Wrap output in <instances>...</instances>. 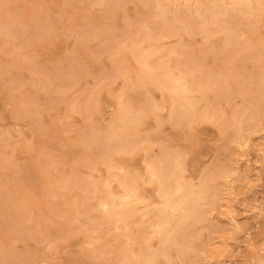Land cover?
Masks as SVG:
<instances>
[{
	"label": "rangeland",
	"instance_id": "rangeland-1",
	"mask_svg": "<svg viewBox=\"0 0 264 264\" xmlns=\"http://www.w3.org/2000/svg\"><path fill=\"white\" fill-rule=\"evenodd\" d=\"M229 1L0 0V264H264V1Z\"/></svg>",
	"mask_w": 264,
	"mask_h": 264
},
{
	"label": "bare ground",
	"instance_id": "bare-ground-1",
	"mask_svg": "<svg viewBox=\"0 0 264 264\" xmlns=\"http://www.w3.org/2000/svg\"><path fill=\"white\" fill-rule=\"evenodd\" d=\"M222 1H223V0H222ZM230 1H231V0H230ZM230 1H229V2H230ZM257 1H258V0H256V2H257ZM262 1H264V0H262ZM217 2H218V0H217ZM256 2H255V3H256ZM258 2H260V1H258ZM258 2H257V3H258ZM105 3H106V2H105ZM230 3H231V2H230ZM232 3H233V2H232ZM263 3H264V2H263ZM218 4H219V3H218ZM220 4L223 5L224 3H221V2H220ZM243 4H244V3H243ZM245 4H246V3H245ZM182 5H183V4H182ZM230 5H231V4H230ZM247 5L249 6V4H247ZM250 5H251V3H250ZM255 5H256V4H255ZM257 5H258V7L260 6V4H257ZM257 5H256V6H257ZM213 6H214V5H213ZM231 6H233V5H231ZM231 6H230L229 8H231ZM234 6H235V5H234ZM256 6H255V7H256ZM223 7H224V6H223ZM236 7H237L238 9H240V5H239V6H236ZM227 8H228V7H227ZM229 8H228V9H229ZM232 8H233V9H232ZM232 8H231V9L234 10V12H235V9H236V8H234V7H232ZM243 8H247V7H245V6H244V7H241V9H243ZM259 8H260V7H259ZM189 9H190V8H189ZM231 9H230V10H231ZM263 9H264V8H263ZM230 10H229V11H230ZM232 10H231V11H232ZM236 10H237V9H236ZM255 10H256V8H255ZM194 11H195V10H194ZM223 11L226 12V10H223ZM237 11H238V10H237ZM241 11H243V10H241ZM241 11H240V12H241ZM247 11H248V9H247ZM249 11H250V10H249ZM257 11H258V10H257ZM203 12H204V11H203ZM212 12H213V11H212ZM214 12H215V11H214ZM252 12H253V11H252ZM252 12L250 11V13H251V14H249L250 16L252 15ZM263 12H264V11H263ZM228 13H229V12H228ZM228 13H227V14H228ZM230 13H231V12H230ZM232 13H233V11H232ZM246 13H247V12H246ZM259 13H260V12H259ZM197 14H198V13H197ZM215 14H217V13H215ZM234 14H235V13H234ZM238 14H239V12H238ZM159 15H160V14H159ZM239 15H241V14H239ZM250 16H249V17H250ZM174 17H175V16H174ZM202 17H204V16H202ZM214 17H215V16H214ZM251 17H252V16H251ZM259 17H260V16H259ZM259 17H258V18H259ZM161 18H162V16H161ZM161 18H160V19H161ZM215 18H216V17H215ZM178 19H179V18H178ZM178 19H177V20H178ZM161 20H162V19H161ZM175 20H176V18H175ZM200 20L202 21L201 18H200ZM255 20H256V19H255ZM169 21H170V20H169ZM180 21H181V20H180ZM209 21H210V20H209ZM211 21H212V20H211ZM256 21H257V20H256ZM257 22H258V21H257ZM161 23H162V22H161ZM223 23H224V22H223ZM254 23H256V22H254ZM169 24H170V23H169ZM259 24H260V23H259ZM162 25H163V24H162ZM182 25H184V24H182ZM201 25H202V24H201ZM204 25H205V24H204ZM178 26H179V25H178ZM217 27H218V26H217ZM7 28H8V27H7ZM154 28H155V27H154ZM181 28H182V27H181ZM201 28H202V26H201ZM227 28H228V27H227ZM184 29H186V28H184ZM217 29H218V28H217ZM254 29H255V28H253V30H254ZM179 30H180V29H179ZM201 30H202V29H201ZM220 30H221V29H220ZM227 30H228V29H225V31H227ZM146 31H147V30H146ZM148 31H149V30H148ZM163 31H164V33H165V30H163ZM163 31H162V33H163ZM166 31H167V30H166ZM186 31H187V30H186ZM204 31H205V30H204ZM214 31H215V30H214ZM214 31H213V32H214ZM254 31H255V30H254ZM7 32H8V31H7ZM149 32H150V31H149ZM149 32H148V33H149ZM172 32H173V31H172ZM206 33H209V32L207 31ZM226 33H227V35H231L230 32H229V34H228V32H226ZM150 34H151V33H150ZM165 34H166V33H165ZM210 34L212 35V33H210ZM1 35H2V34H1ZM155 35H156V34H155ZM227 35H225V37H226ZM5 36H6V35H5ZM153 36H154V35H152V37H153ZM159 36H160V35H159ZM159 36H158V37H159ZM161 36H162V34H161ZM166 36L168 37L169 35L166 34ZM10 37H11V36H10ZM158 37H157V38H158ZM232 37H233V36H232ZM241 37H243V36H241ZM241 37H240V38H241ZM161 38L164 39V37H161ZM161 38L159 37L160 40H161ZM226 38H227V37H226ZM235 38L237 39V37H235ZM235 38H234V39H235ZM240 38H239V39H240ZM13 39H14V38H13ZM153 39H154V38H153ZM208 39H209V38H208ZM228 39H229V36H228ZM234 39H232V40H234ZM247 39H248V38H247ZM100 40H101V39H100ZM164 40H165V39H164ZM164 40H163V41H164ZM230 40H231V38H230ZM240 40H241V39H240ZM245 40H246V39H245ZM153 41H154V40H153ZM137 42H139V41H137ZM225 42H227V41H225ZM229 42H230V41H229ZM247 42H249V41H247ZM247 42H245V43L247 44ZM262 43H263V42H262ZM248 44H249V43H248ZM260 44H261V43H260ZM263 44H264V43H263ZM164 47H165V46H164ZM249 48H250V47H249ZM241 50H244V49H241ZM171 52H172V51H171ZM171 52L168 53V54H171ZM173 52H174V51H173ZM141 53H143V52H141ZM141 53H138V54H141ZM163 53H164V52H163ZM165 53H167V52H165ZM165 53H164V54H165ZM143 54H144V53H143ZM176 54H177V53H176ZM72 55H73V54H72ZM161 55H162V54H161ZM174 55H175V54H174ZM174 55H173V56H174ZM23 56H24V55H23ZM141 56H142V55H141ZM163 58H164V57H163ZM157 59H158V58H157ZM161 59H162V57H161ZM151 60H152V59H151ZM171 60H172V59H171ZM152 61H153V60H152ZM160 61H161V60H160ZM153 62H155V61H153ZM156 62H157V61H156ZM208 62H209V61H208ZM167 63H168V62H167ZM152 64H154V63H152ZM171 64H172V63H171ZM220 64H221V63H220ZM173 66H174V65H173ZM154 68H156V67H154ZM22 69H23V68H22ZM170 69H171V68H170ZM182 69H183V68H182ZM184 69H186V68H184ZM184 69L182 70V73L186 71V70L184 71ZM155 70H156V69H155ZM175 70H177V69H175ZM263 71H264V70H263ZM186 72H187V71H186ZM192 72H193V70H192ZM192 72L190 71V73H192ZM194 72H195V71H194ZM194 72H193V73H194ZM188 73H189V72H188ZM184 74H185V73H184ZM187 75H188V74H187ZM190 75H192V74H190ZM120 76H122V75H120ZM120 76H119V77H120ZM192 76H193V75H192ZM192 76H190V77H192ZM194 76H195V75H194ZM175 77H176V76H175ZM175 77H174V78H175ZM183 77H184V76H183ZM185 78H186V77H185ZM192 78H193V77H192ZM192 78H191V80H192ZM159 79H160V78H159ZM180 79H181V78H180ZM183 79H184V78H183ZM193 79H194V78H193ZM127 81L129 82V80H127ZM127 81H126V82H127ZM188 81L190 82V79H188ZM221 81H222V80H221ZM17 82H18V81H17ZM60 83H61V82H60ZM166 83H167V82H166ZM173 83H175V82H173ZM139 84H140V83H139ZM186 85H188V84H186ZM189 85H190V84H189ZM191 85H192V84H191ZM193 87H194V86H193ZM155 88H156V87H155ZM174 88H175V87H174ZM178 88H180V89L182 90V92L184 91V93H186L187 91H189L188 88H190V86H188V87H184V85L180 82V80H178ZM191 89H192V87H191ZM193 89H194V88H193ZM206 90H207V89H206ZM206 90H205V91H206ZM191 91H192V90H191ZM194 91H195V90H194ZM91 92H93V91H91ZM174 92H175V91H174ZM189 93H190V92H189ZM193 93H194V92H193ZM190 94H192V93H190ZM195 94H196V91H195ZM172 96H174V95H172ZM226 96H227V95H226ZM191 99H192V98H191ZM187 100H188V99H187ZM187 100H186V101H187ZM189 101H190V100H188V102H189ZM191 101H192V100H191ZM118 102H119V101H118ZM122 102H123V101H122ZM230 102H231V101H230ZM150 103H151V102H150ZM189 103H190V102H189ZM195 103H196V102H195ZM226 103H227V102H226ZM176 105H177V104H176ZM187 105H188V104H187ZM187 105H186V106H187ZM150 106H153V105H150ZM150 106H149V107H150ZM155 106L157 107L158 105H155ZM155 106H154V107H155ZM177 106H178V105H177ZM177 106H176V107H177ZM186 106H185V107H186ZM158 107H159V106H158ZM158 107H157V108H158ZM178 107H179V109H180V106H178ZM178 107H177V108H178ZM192 107L195 108V106H193L192 103L189 104V105L187 106L186 112H187V111H191V109H193ZM206 107H207V106H206ZM209 107H210V106H209ZM151 109H153V108L151 107ZM215 109H216V108H215ZM145 110H146V109H145ZM176 110H177V109L175 108V111H176ZM125 111H126V110H125ZM125 111H124V113H125ZM146 111H147V110H146ZM149 111H150V108H149ZM151 111H153V110H151ZM151 111H150V113H151ZM170 111H171V110H170ZM175 111H173V113H176ZM178 111H179V110H178ZM203 111H204V110H203ZM207 111H208V110H206V112H205V111H204V112L207 113ZM126 112H127V111H126ZM180 112H181V113L183 112V114H184L185 111L181 108ZM186 112H185V114H186ZM208 112H209V111H208ZM178 113H179V112H178ZM209 113H212V111H210ZM214 113H215V112H214ZM214 113H213V114H214ZM129 114H130V113H129ZM142 114H143V112L141 111V115H142ZM191 114H192V113H191ZM130 115H132L131 118H130V120H131L132 117H133V115H134L133 112H132V114H130ZM130 115H129V116H130ZM135 115H136V113H135ZM138 115H139V113H138ZM171 115H172V114H171ZM187 115H188V114H187ZM189 115H190V114H189ZM189 115H188V116H189ZM192 115H193V114H192ZM210 115H211V114H210ZM214 115L216 116V114H214ZM168 116H170V113H169V115H167V118H168ZM178 116H179V115H177V117H178ZM180 116H181V115H180ZM180 116H179V117H180ZM203 116H204V115H203ZM219 116H220V115H219ZM136 117H138V116L136 115L135 118H136ZM139 117H140V115H139ZM139 117H138L137 119L144 118V117H140V118H139ZM175 117H176V116H175ZM192 117L194 118V116H192ZM205 117H206V116H205ZM133 118H134V117H133ZM173 118H174V117H173ZM189 118H190V116H189ZM210 118H211V116H210ZM212 118H213V117H212ZM212 118H211V119H212ZM127 119H128V118H127ZM176 119H177V118H176ZM183 119H184V118H183ZM185 119H186V115H185ZM198 119H199V118H198ZM211 119H210V121H211ZM222 119H223V118H222ZM222 119H221V120H222ZM243 119H244V118H243ZM133 120H135V119H132V120H131V121H132V122H131L132 124H133ZM154 120H155V119H154ZM180 120H181V119H180ZM180 120H179V121H180ZM187 120H188V119H187ZM189 120H190V119H189ZM193 120H194V119H193ZM199 120H201V119H199ZM212 120H213V119H212ZM221 120L219 119L220 122L218 121L220 124H221ZM115 121H116V120H115ZM120 121H121V120H120ZM126 121H127V120H126ZM136 121H137V120H136ZM136 121H135V122H136ZM174 121H176V120H174ZM179 121H178V123H180ZM190 121H192V119H191ZM196 121H197V120H196ZM225 121H226V119H225ZM135 122H134V124H135ZM137 122H138V121H137ZM154 122H155V121H154ZM157 122H159V121L157 120ZM182 122H183V121H182ZM192 122H193V121H192ZM192 122H191V123H192ZM194 122H195V121H194ZM200 122H201V121H200ZM235 122H236V121H235ZM121 123H122V121H121ZM128 123H129V122H128ZM128 123H126V124L123 123V124L126 126ZM139 123H140V122H139ZM173 123H174V122H173ZM207 123H208V122H207ZM233 123H234V120H233ZM119 124H120V123H119ZM132 124H130V125H132ZM160 124H161V122H160ZM214 124H215V123H214ZM220 124H219V125H220ZM225 124H226V122H225ZM227 124H228V122H227ZM115 125H117V124L115 123ZM157 125H158V124H157ZM122 126H123V125H120V127H122ZM134 126H136V125H134ZM134 126H133V127H134ZM221 126H222V124H221ZM221 126H219V127H221ZM229 126H230V125H229ZM229 126H228V127H229ZM231 126H232V125H231ZM115 127H116V126H115ZM130 127H131V126H130ZM219 127H218V128H219ZM117 128H118V127H117ZM124 128H125V127H124ZM126 128H127V126H126ZM131 128H132V127H131ZM127 129H128V128H127ZM129 129H130V128H129ZM118 130H119V129H118ZM120 130H122V129H120ZM120 130H119V131H120ZM163 130H164V129H163ZM40 131H41V130H40ZM123 131H124V130H123ZM120 132H121V131H120ZM127 132H129V130H128ZM157 132H158V131H157ZM116 133H118V132H116ZM124 133H125V132H124ZM124 133H123V134H124ZM148 133H149V132H148ZM121 134H122V133H120V135H121ZM145 134H146V132H145ZM150 134H151V133H150ZM155 134H156V133H155ZM118 135H119V134H118ZM148 135H149V134H148ZM226 135H227V134H226ZM121 137L124 138L123 135H122ZM130 137H131V136H130ZM130 137H129V138H130ZM145 137H146V136H145ZM147 137H148V136H147ZM241 137H242V136H241ZM35 138H37V137H35ZM104 138H105V137H104ZM149 138H150V137H149ZM149 138H147V139H149ZM126 139H128V138H126ZM132 139H133V138H132ZM132 139H131V140L129 139V141H132ZM150 139H152V138H150ZM190 139H191V138H190ZM239 139H241V138L239 137ZM106 140L108 141L107 138H106ZM117 140H118V139H117ZM122 140H123V139H122ZM91 141H92V140H91ZM124 141H125V140H124ZM126 141H127V140H126ZM129 141H127V142H129ZM147 141H149V140H147ZM152 141H153V140H152ZM152 141H151V142H152ZM238 141H239V140H238ZM116 142H117V141H116ZM118 142L120 143V142H122V141L119 140ZM138 142H141V141H138ZM145 142H146V141H145ZM153 142H154V141H153ZM241 142H244V143H245L246 141H241ZM122 143H124V142H122ZM129 143H130V142H129ZM113 144H114V143H113ZM136 144H137V142H136ZM138 144H139V143H138ZM144 144H145V143H144ZM147 144H149V143H147ZM147 144H146V146H150V145H151V143H150V145H147ZM245 144H247V143H245ZM116 145H117V144H116ZM120 145H121V144H120ZM122 145H123V144H122ZM129 145H130V144H129ZM132 145H133V144H131V146H130L131 148H133ZM241 145H243V144H241ZM109 146H110L109 148L112 147L111 144H110ZM117 146H118V145H117ZM124 146H126V144H125ZM133 146H134V145H133ZM153 146H154V145H153ZM153 146H152V148H153ZM177 146H178V145H177ZM246 146H247V145H246ZM113 147H114L113 149L116 148L114 145H113ZM134 147H135V146H134ZM141 147H142V146H141ZM118 148L121 149V150L124 149V148H122V146H121V147L119 146ZM136 148H138V147H136ZM136 148H135V149H136ZM241 148H246V147H245V146H244V147L241 146ZM106 149H108V148H106ZM106 149H105V150H106ZM113 149H112V151H113ZM119 149H118V150H119ZM125 149H126V148H125ZM133 149H134V148H133ZM160 149H161V147H160ZM160 149H158V150H159V151L164 150V149H161V150H160ZM118 150H117V151H118ZM106 151H108V150H106ZM127 151L130 152L129 149H128ZM139 151H141V150H139ZM108 152H111V151H108ZM114 152H115V151H114ZM144 152H146V151H144ZM149 152H150V151H149ZM149 152H147V153H149ZM104 153H106V152H104ZM115 153H117V152H115ZM121 153H122V154H121ZM123 153H124L123 151L120 152L121 155H123ZM147 153H146V154H147ZM161 153H162V151H161ZM161 153H160L159 155L164 156L163 153H162V154H161ZM169 153H170V152H169ZM101 154H102V153H101ZM110 154H111V153H110ZM110 154H109V155H110ZM150 154H151V153H150ZM103 155H105V154H103ZM107 155H108V154H107ZM107 155H106L105 158L108 157ZM117 155H119V154H117ZM117 155H116V156H117ZM127 155H128V154H127ZM148 155H149V154H148ZM148 155H145L144 157H146V156H148ZM152 155H153V154H152ZM168 155H169V154H168ZM150 156H151V155H150ZM154 156H155L154 158L156 159L157 155H154ZM174 156H175V155H174ZM176 156H177V154H176ZM177 157H178V156H177ZM102 158H104V157H102ZM91 159H92V158H91ZM91 159H90V160H91ZM95 159H96V158H95ZM146 159H147V157H146ZM146 159L144 158V160H146ZM150 159H151V157H150ZM90 160H89V162H91ZM102 160L104 161V159H102ZM107 160H108V159H107ZM144 160H143V162L145 163ZM153 160H154V159H153ZM158 160H159V158H158ZM163 160H164V158H163ZM93 161H94V158H93ZM95 161H96V160H95ZM99 161H100V158H99ZM99 161H98V162H99ZM148 161H149V160H148ZM151 161H152V160H151ZM151 161L148 162V167L145 166L147 169L150 170V174H151V176H148V178H149V177H151V178H152V177H154V178L156 177V178H158V180H160L161 184L164 183V182H165V179H166V176H168V175H166V171H165L166 169H165V167H164V168L162 167L164 164H163L162 166H160V167L157 165L159 168H156L155 165H154V163H152ZM156 161H157V160H156ZM164 161H166V159H165ZM167 161H168V160H167ZM172 161L174 162V160H172ZM172 161H171V162H172ZM86 162L88 163V161H86ZM108 162H109V161H107V163H108ZM146 162H147V160H146ZM179 162H180V161H179ZM92 163H93V162H92ZM96 163H97V162H96ZM101 163H102V162H101ZM109 163H110V162H109ZM156 163H157V162H156ZM156 163H155V164H156ZM160 163H162V162H160ZM160 163H158V164H160ZM163 163L166 164V163H168V162H163ZM88 164H89V163H88ZM110 164H111V163H110ZM110 164H109V165H110ZM172 164H173V163H172ZM235 164H236V163H235ZM94 165H95V164H94ZM160 165H161V164H160ZM89 166H90V167H89V169H90V168H91V165L89 164ZM92 166H93V165H92ZM101 166H103V164H101ZM106 166H107V164H106ZM165 166H167V164H166ZM176 166H178V165H176ZM86 167H87V166H86ZM93 167H94V166H93ZM93 167H92V168H93ZM114 167H115V166H114ZM180 167H181V166H180ZM180 167H179V168H180ZM107 168H108V167H107ZM111 168H113V167H111ZM118 168H119V167H118ZM172 168H173V166H172ZM181 168H182V167H181ZM87 169H88V168H87ZM103 169H104V168H103ZM116 169H117V168H116ZM116 169H113V170L116 171ZM120 169H121V168H120ZM120 169L117 170V172L120 173V171H121ZM177 169H178V168H177ZM90 170L94 171V170H95V167H94V170H93V169H90ZM108 170L110 171V168H109ZM180 170H181V169H180ZM235 170H237V169H235ZM147 171H148V170H147ZM147 171H146V172H147ZM171 171H172V170H171ZM174 171H175V170H174ZM174 171H173V172H174ZM178 171H179V170H178ZM183 171H184V170H183ZM94 172H95V171H94ZM107 172H108V171H107ZM173 172H172V174H173ZM181 172H182V171H181ZM147 173H148V172H147ZM226 173H227V172H226ZM237 173H238V172H237ZM150 174H149V175H150ZM172 174H171V175H172ZM178 174H179V172H178ZM235 174H236V172H235ZM80 175H81V174H80ZM225 175H226V174H225ZM225 175H224V177H225ZM178 176H179V178H180V175H178ZM229 176H230V175H229ZM129 177H130V176H129ZM169 177H170V175H169ZM230 177H231V176H230ZM141 178H142V177H141ZM151 178H150V179H151ZM172 178H173V177H172ZM172 178H171V179H172ZM176 178H178V177H176ZM179 178H178V179H179ZM116 179H117V178H116ZM146 179H147V178H146ZM174 179H175V178H174ZM178 179H177V180H178ZM180 179H181V178H180ZM226 179H227V178H226ZM90 180H91V179H90ZM90 180H89V181H90ZM110 180H112V178H110ZM117 180H118V179H117ZM122 180H123V179H122ZM133 180H134V179H132V181H133ZM166 180H167V179H166ZM177 180H176V181H177ZM230 180H231V179H230ZM134 181H135V180H134ZM147 181H148V180H147ZM151 181H152V180H151ZM83 182H84V181H83ZM129 182H130V181H129ZM141 182H142V180H141ZM20 183H21V182H20ZM89 183H90V182H89ZM91 183H93V182H91ZM115 183H116V182H115ZM123 183L125 184V182L122 181L121 184H123ZM132 183H134V182H132ZM150 183H151V182H150ZM150 183L147 182V185L150 186ZM152 183H153V182H152ZM152 183H151V184H152ZM157 183H158V182H157ZM165 183H166V182H165ZM169 183H171V181H170ZM103 184H104V183H103ZM112 184H113V183H112ZM112 184H111V183H110V184H104V185H105L104 187L106 188V185H107V188L109 189V188H111V187H110V186L108 187V185H112ZM117 184H118V183H117ZM142 184H143V183H142ZM145 184H146V182H145ZM159 184H160V183H159ZM172 184H174V182H173ZM183 184H185V183H183ZM199 184H200V183H199ZM201 184H202V183H201ZM91 185H92V184H91ZM119 185H120V184H119ZM119 185H118V186H119ZM143 185H144V184H143ZM168 185H171V184H168ZM176 185H177V184H176ZM180 185H181V184H180ZM180 185H179V186H180ZM194 185H195V184H194ZM89 186H90V185H89ZM102 186H103V185H102ZM118 186H117V188H119ZM124 186H125V185H124ZM124 186H123V187H124ZM144 186H145V185H144ZM195 186H196V185H195ZM201 186H202V185H201ZM120 187H122V186H120ZM159 187H160V185H159ZM171 187H172V186H171ZM180 187H182V186H180ZM205 187H206V186H205ZM107 188H106V189H107ZM127 188H128V187H127ZM127 188H124V189H127ZM175 188H176V187H175ZM187 188H188V187H187ZM201 188H202V187H201ZM90 189H91V188H90ZM94 189H95V188H94ZM106 189H105V192H108L109 190L106 191ZM157 189L159 190V188H157ZM199 189H200V188H199ZM92 190H93V189H92ZM92 190H90V191H92ZM122 190H123V189H122ZM128 190H129V189H128ZM130 190H132V189H130ZM179 190H180V189H179ZM181 190H182V189H181ZM231 190H232V189H231ZM135 191H136V190H135ZM170 191H171V190H168V189H165V188H161V189H160L161 196H162V197H165V198L170 197ZM186 191H187V193H188V189H187ZM111 192H112V191H111ZM114 192H115V191H114ZM127 192H128V191H127ZM174 192H175V191H174ZM202 192H204L203 189H202ZM202 192H200V193H202ZM205 192H207V191H205ZM112 193H113V192H112ZM118 193H119V192H118ZM130 193H131V192H130ZM130 193H128V194H130ZM171 193H172V191H171ZM180 193H181V192H180ZM29 194H30V193H29ZM95 194H96V193H95ZM95 194H94V195H95ZM107 194H108V193H107ZM113 194H114V193H113ZM116 194H117V193H116ZM120 194H121V193H120ZM128 194H126V195L128 196ZM156 194H157V193H156ZM156 194H155V195H156ZM185 194H186V192H185ZM193 194H194V193H193ZM198 194H199V193H198ZM205 194H208V193H205ZM90 195H91V194H90ZM171 195H172V194H171ZM186 195H187V194H186ZM189 195H190V193H189ZM189 195H188V196H189ZM191 195H192V194H191ZM196 195H197V193H196ZM92 196H93V195H92ZM108 196H109V195H107V198H109ZM110 196H112V195H110ZM116 196H117V195H116ZM123 196H124V195H123ZM123 196H122V197H123ZM176 196H177V195H176ZM183 196H184V195H183ZM192 196H193V195H192ZM88 197H89V196H88ZM117 197L119 198L120 195L117 196ZM124 197H125V196H124ZM129 197H130V196H129ZM156 197H158V196H156ZM190 197H191V196H190ZM85 198H87V197H85ZM115 198H116V197H115ZM125 198H127V197H125ZM170 198H173V199H174L173 196L170 197ZM170 198H168V199H170ZM182 198H186V197H182ZM199 198H201V197H198V200H199ZM205 198H206V197H205ZM33 199H34V198H33ZM51 199H52V198H51ZM91 199H92V198H91ZM91 199H90V201H91ZM191 199H192V198H191ZM196 199H197V198H196ZM207 199H208V198H207ZM34 200H35V199H34ZM110 200H111V199H110ZM113 200H114V199H113ZM124 200H129V199H121L119 203H123ZM136 200H137V199H136ZM164 200H165V199H164ZM166 200H167V199H166ZM171 200H172V199H171ZM180 200H182V199L180 198ZM184 200H185V199H183V202H184ZM186 200H187V199H186ZM201 200H202V198H201ZM203 200H206V199H203ZM35 201H36V200H35ZM78 201H79V200H78ZM84 201H85V199H84ZM87 201H88V199H87L85 202H87ZM106 201H107V200H106ZM115 201H118V200H115ZM131 201H132V199H131L129 202H131ZM191 201H192V200H191ZM193 201H194V200H193ZM85 202H83V203H85ZM88 202H89V201H88ZM109 202H110V201H109ZM129 202H128V204H129ZM139 202H143V200H142V201L139 200ZM144 202H145V201H144ZM162 202H163V200H162ZM173 202H174V201H173ZM177 202H178V201H177ZM181 202H182V201H181ZM196 202H197V201H196ZM201 202H202V201H201ZM34 203H35V202H34ZM83 203L81 202L82 205H83ZM98 203H99V201H98ZM98 203H97L96 205H98ZM100 203H101V200H100ZM105 203H106V202H105ZM115 203H116V202H115ZM115 203L113 202V204H115ZM136 203H137V202H136ZM168 203H169V201H168ZM171 203H172V202H171ZM175 203H176V202H174V204H175ZM36 204H37V203H36ZM36 204H35V205H36ZM85 204H86V203H85ZM87 204H89V203H87ZM102 204H103V203H101V204H99V205L101 206ZM117 204H118V203H117ZM123 204H124V203H123ZM126 204H127V203H126ZM126 204H124L123 206H125ZM172 204H173V203H172ZM194 204H195V203H194ZM202 204H204V203H202ZM25 205H26V204H25ZM99 205H98V206H99ZM109 205H111V203H110ZM132 205H133V203H132ZM137 205H138V204H137ZM163 205H164V204H163ZM176 205H177V204H176ZM22 206H23V205H21V207H22ZM30 206H31V205H30ZM100 206H99V207H100ZM102 206H103V205H102ZM114 206H116V205H114ZM123 206H121V207H123ZM128 206H129V205H128ZM174 206H175V205H174ZM187 206H188V205H187ZM200 206H201V204H200ZM228 206H229V205H228ZM88 207H89V206H88ZM105 207H106V206H105ZM112 207H113V205L110 206L109 208H112ZM172 207H173V206H172ZM190 207H191V206H190ZM223 207H224V206H223ZM231 207H232V206H231ZM36 208H37V205H36ZM75 208H76V206H75ZM83 208H85V207H83ZM117 208H118V207H117ZM117 208L115 207L114 209H117ZM125 208H126V206H125ZM164 208H165V206H164ZM167 208H168V207H167ZM175 208H176V207H175ZM175 208H174V210H175ZM178 208H180V207H178ZM187 208H188V207H187ZM194 208H195V207H194ZM228 208H230V207H228ZM18 209H19V208H18ZM85 209H86V208H85ZM87 209H88V208H87ZM114 209H113V210H114ZM180 209H181V208H180ZM183 209H184V208H183ZM189 209H190V208H189ZM198 209H199V208H198ZM98 210H99V209H98ZM102 210H103V209H102ZM111 210H112V209H111ZM118 210H119V209H118ZM123 210H124V208H123ZM176 210H178V212H179V209H176ZM196 210H197V209H196ZM196 210H195V211H196ZM85 211H86V210H85ZM88 211H90V209H88ZM105 211H106V210H105ZM109 211H110V210H109ZM114 211L116 212V210H114ZM114 211H113V212H114ZM135 211H136V210H135ZM163 211H164V210H163ZM74 212H75V211H74ZM78 212H80V211H78ZM78 212H77V213H78ZM86 212H87V211H86ZM102 212H103V211H102ZM107 212H108V211H107ZM130 212H131V211H130ZM130 212H129V213H130ZM136 212H137V211H136ZM136 212H135V213H136ZM154 212H155V211H154ZM169 212H170V211H169ZM190 212H191V211H190ZM229 212H230V211H229ZM90 213H91V212H90ZM92 213H93V212H92ZM94 213H95V212H94ZM94 213H93V214H94ZM111 213H112V212H111ZM111 213H110V214H111ZM116 213H117V212H116ZM118 213H119V212H118ZM131 213H133V215L135 216V213H134V212H131ZM131 213H130V214H131ZM139 213H140V212H139ZM159 213H160V212H159ZM179 213H180V212H179ZM181 213H182V211H181ZM186 213H188V212H186ZM194 213H195V212H194ZM196 213H197V212H196ZM73 214H74V213H73ZM107 214H109V213H107ZM107 214H106V215H107ZM136 214H137V213H136ZM147 214H150V213H147ZM170 214H171V212H170ZM191 214H192V213H191ZM191 214H190V216H191ZM87 215H88V213H87ZM89 215H90V214H89ZM97 215H98V214H97ZM97 215H95V216H97ZM104 215H105V214H104ZM137 215H138V214H137ZM159 215H161V214H159ZM159 215H158V216H159ZM162 215H163V212H162ZM171 215H173V214H171ZM181 215H182V214H181ZM186 215H187V214H186ZM194 215H195V214H193V216H194ZM75 216L78 217V216H80V215L78 214V216H77V214H75ZM99 216H100V215H99ZM112 216H113L112 219L114 218V216H115V218H116V215H113V214H112ZM119 216H120V215H119ZM122 216H125V215H122ZM148 216H149V215H148ZM148 216H147V217H148ZM175 216H176V215H175ZM196 216H197V215H196ZM81 217H82V216H81ZM109 217H111V216H109ZM117 217H118V216H117ZM144 217H146L145 214H144ZM144 217H143V218H144ZM159 217H160V216H159ZM166 217H167V216H166ZM176 217H177V216H176ZM183 217H184V216H183ZM185 217H187V216H185ZM191 217H192V216H191ZM79 218H80V217H79ZM88 218H89V217H88ZM91 218H92V216H91ZM97 218H98V217H97ZM97 218H95V219H97ZM100 218H101V217H100ZM107 218H108V217H107ZM143 218H140L139 220L142 221ZM154 218H156V217H154ZM188 218H189V217H187V219H188ZM193 218H194V217H193ZM199 218H200V217H199ZM73 219H74V218H73ZM82 219H84V217H82ZM82 219H81V220H82ZM89 219H90V218H89ZM89 219H88V222H90ZM144 219H145V218H144ZM152 219H153V218H152ZM162 219H163V218H162ZM162 219H161V220H162ZM182 219H183V218H182ZM189 219H192V218H189ZM194 219H195V218H194ZM71 220H72V219H71ZM85 220H86V219H85ZM97 220H98V219H97ZM97 220H96V223H97ZM107 220H108V219H107ZM113 220H115V219H113ZM121 220H123V219H120V222H121ZM178 220H179V219H178ZM197 220H198V219H197ZM197 220H196V221H197ZM86 221H87V220H86ZM94 221H95V220H94ZM102 221H103V220H102ZM155 221H156V220H155ZM184 221H185V220H184ZM187 221H188V220H187ZM199 221H200V220H199ZM199 221H198V222H199ZM233 221H234V220H233ZM91 222H92V221H91ZM125 222H126V220H125ZM125 222H123V223H125ZM146 222H147V221H146ZM160 222H161V221H160ZM162 222H163V221H162ZM162 222H161V223H162ZM166 222H168V221H166ZM192 222H193V221H192ZM81 223H82V222H81ZM96 223H94V224L97 226ZM107 223H108V222H107ZM141 223H142V222H141ZM156 223H157V224H160V223H158L157 221H156ZM183 223H184V222H183ZM193 223H194V222H193ZM232 223H234V222H232ZM79 224H80V223H79ZM86 224H87V223H86ZM94 224H93V225H94ZM101 224H102V223H101ZM101 224H100V225H101ZM118 224H119V221H118ZM154 224H155V223H154ZM162 224H163V223H162ZM168 224H169V223H168ZM171 224H172V222H171ZM82 225H83V224H81V228L83 227ZM84 225H85V224H84ZM89 225H90V224H89ZM107 225H108V224H107ZM113 225H114V224H113ZM121 225H122V224H121ZM138 225H140V223H139ZM149 225H151V224H149ZM165 225H166V224H165ZM174 225H176V224H174ZM90 226H91V225H90ZM102 226H103V225H102ZM122 226H125V225H122ZM133 226H134V225H133ZM133 226H132V227H133ZM168 226H169V225H168ZM84 227H85V226H84ZM84 227H83V228H84ZM87 227H88V226H87ZM93 227H94V226H93ZM97 227H98V226H97ZM119 227H121V226H119ZM128 227H130V226L128 225ZM134 227H135V226H134ZM134 227H133V228H134ZM151 227H152V226H151ZM155 227H156V226H155ZM165 227H166V226H165ZM81 228H80V229H81ZM98 228H99L98 230L101 231V229H100L101 227H98ZM124 228H127V227H123V229H124ZM157 228H158V226H157ZM167 228H169V227H166L165 230H166ZM236 228H237V227H236ZM86 229H87V228H86ZM95 229H96V228H95ZM95 229H94V230H95ZM103 229H105V228H103ZM113 229H114V228H113ZM123 229H122V230H123ZM140 229H141V228H140ZM158 229H159V228H158ZM237 229H238V228H237ZM77 230H78V229H77ZM88 230H89V229H88ZM98 230H95V231L98 232ZM110 230H111V229H110ZM117 230H118V228H117ZM120 230H121V229H120ZM161 230H164V229H161ZM169 230H170V229H169ZM178 230H179V229H178ZM233 230H234V229H233ZM80 231H81V230H80ZM103 231H104V230H103ZM111 231H113V230H111ZM131 231H132V230H131ZM134 231H135V230H134ZM145 231H147V229H145ZM145 231H144V233H145ZM155 231H156V230H155ZM167 231H168V230H167ZM175 231H176V229H175ZM104 232H105V231H104ZM120 232H121V231H120ZM128 232H129V231H128ZM137 232H138V231H137ZM150 232H151V231H150ZM152 232H153V231H152ZM156 232H157V231H156ZM156 232H155V233H156ZM160 232H162V231H160ZM78 233H79V232H78ZM86 233H87V232H86ZM93 233L95 234V232H93ZM99 233H100V232H99ZM99 233H97V234H99ZM122 233H123V231H122ZM122 233H121V234H122ZM135 233H136V232H135ZM148 233H149V232H148ZM163 233H164V232H163ZM167 233H168V232H167ZM170 233H171V236H172V232H170ZM102 234H103V233H102ZM102 234H99V235L103 236L104 234H103V235H102ZM105 234L107 235V233H105ZM111 234L113 235V233H111ZM123 234L126 235V233H123ZM130 234H131V233H130ZM136 234H138V233H136ZM136 234H135V235H136ZM145 234H146V233H145ZM173 234H175V233H174V229H173ZM124 235H123V237H124ZM128 235H129V234H128ZM128 235H127V236H128ZM135 235H134V236H135ZM146 235H147V234H146ZM154 235H155V234H154ZM161 235H162V234H161ZM161 235H160V236H161ZM92 236H93V235H92ZM121 236H122V235H121ZM127 236H125V237H127ZM132 236H133V235H132ZM137 236H140V235H137ZM137 236H136V237H137ZM151 236H152V235H151ZM151 236H150V237H151ZM169 236H170V235H169ZM171 236H170V237H171ZM93 237H94V236H93ZM95 237H96V236H95ZM114 237H115V236H114ZM128 237H129V236H128ZM136 237H135V238H136ZM148 237H149V235H148ZM165 237H168V236H165ZM165 237H164V238H165ZM170 237H168V238H170ZM181 237H182V236H181ZM218 237H219V236H218ZM130 238H131V237H130ZM130 238H128V239H130ZM161 238H162V237H161ZM168 238H167L166 240H168ZM173 238L176 239V237H173ZM93 239H94V238H93ZM97 239H99V238L97 237ZM131 239H132V238H131ZM146 239H148V238H146ZM159 239H160V238H159ZM174 239H173V240H174ZM95 240H96V238H95ZM113 240H114V239H113ZM141 240H142V239H141ZM141 240H138V241L141 242ZM161 240H162V239H160L159 242H161ZM91 241H92V239H91ZM130 241H131V240H130ZM130 241H129V242H130ZM157 241H158V240H157ZM168 241L170 242V240H168ZM175 241H178V240H175ZM175 241H174V242H175ZM88 242L90 243V241H88ZM117 242H118V241H117ZM140 242H139V243H140ZM198 242H199V241H198ZM83 243H85V242H83ZM122 243H123V242H121V244H122ZM142 243H146V242H142ZM91 244H92V242H91ZM105 244H106V243H105ZM107 244H108V243H107ZM107 244H106V245H107ZM115 244H116V243H115ZM118 244H119V243H118ZM131 244H132V241H131ZM161 244H162V243H161ZM168 244H169V243H168ZM178 244L181 245V243H179V242H178ZM84 245H85V244H84ZM87 245H90V244H87ZM93 245H94V242H93ZM98 245H99V244H98ZM106 245H104V246H106ZM134 245H136V244H133V246H134ZM144 245H145V244H144ZM144 245H143L142 247L145 248ZM158 245H160V244H158ZM163 245H164V244H163ZM169 245H170V244H169ZM169 245H168V246H169ZM175 245H177V244H175ZM122 246H123V245H122ZM124 246H125V245H124ZM178 246H179V245H178ZM183 246H184V245H183ZM88 247H89V246H88ZM131 247H132V246H131ZM139 247H141V246H139ZM142 247H141V248H142ZM165 247H166V245H165ZM169 247H170V246H169ZM175 247H176V246H175ZM175 247L173 246L172 248H175ZM85 248L88 249L87 247H85ZM94 248H95V247H94ZM113 248H114V247H113ZM115 248H116V247H115ZM124 248H125V247H124ZM128 248H129V247H128ZM151 248H152V247H151ZM151 248L149 247V249H151ZM156 248H157V247H155V249H156ZM158 248H159V247H158ZM160 248H161V247H160ZM172 248H171V249H172ZM122 249H123V248H122ZM132 249H133V248H132ZM132 249H131V250H132ZM136 249H137V248H136ZM145 249H147V247H146ZM179 249H182V248L179 246ZM89 250H90V249H89ZM95 250H96V249H95ZM98 250H99V249H98ZM113 250H114V249H113ZM113 250H111V251H113ZM117 250H118V249H117ZM119 250H120V249H119ZM128 250H129V249H128ZM157 250H158V249H157ZM157 250H156V251H157ZM169 250H170V249H169ZM175 250H176V249H175ZM87 251H88V250H87ZM144 251H145V250H144ZM147 251H148V250H147ZM150 251H152V250H150ZM156 251H155V252H156ZM161 251H162V250H161ZM163 251H164V250H163ZM92 252H93V251H92ZM113 252H114V251H113ZM125 252H126V251H125ZM180 252H181V251H180ZM114 253H115V252H114ZM114 253H113V254H114ZM116 253H118V252H116ZM153 253H154V252H153ZM153 253H152V254H153ZM157 253H158V252H156V255H157ZM162 253H163V252H162ZM182 253H183V252H182ZM182 253H181V254H182ZM104 254H105V253H104ZM134 254H135V253H134ZM139 254H140V253H139ZM139 254H138V256H140ZM146 254H147V253H146ZM160 254H161V253H158L159 256H160ZM176 254H177V253H176ZM115 255H116V254H115ZM120 255H121V254H120ZM120 255H119V256H120ZM162 255H163V254H162ZM166 255H167V254H166ZM179 255H180V254H179ZM121 256H122V255H121ZM121 256H120V257H121ZM134 256H135V255H134ZM8 257H9V256H8ZM85 257H86V256H85ZM116 257H118V254H117ZM153 257H154V256H152L151 254H150V255H149V254H148V255H141V256H140V259H141V261H142V264H156V263L154 262ZM165 257H166V256H165ZM167 257H168V256H167ZM169 257H170V256H169ZM114 258H115V256H114ZM124 258H125V256H124ZM126 258H127V257H126ZM154 258H155V257H154ZM112 259H113V258H112ZM117 259H118V258H117ZM170 259H171V258H169V261H170ZM131 260H132V259H131ZM171 260H172V259H171ZM156 261H157V260H156ZM135 262H136V261H135ZM157 262H158V261H157ZM161 262H162V261H161ZM163 263H164V262H163ZM139 264H140V263H139ZM209 264H210V263H209Z\"/></svg>",
	"mask_w": 264,
	"mask_h": 264
}]
</instances>
